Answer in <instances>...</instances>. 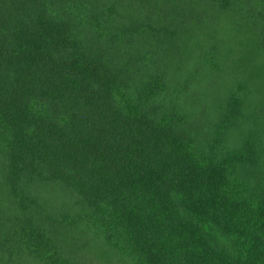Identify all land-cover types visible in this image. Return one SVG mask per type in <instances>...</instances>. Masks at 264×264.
<instances>
[{"label":"trees","instance_id":"trees-1","mask_svg":"<svg viewBox=\"0 0 264 264\" xmlns=\"http://www.w3.org/2000/svg\"><path fill=\"white\" fill-rule=\"evenodd\" d=\"M0 264H264V0H0Z\"/></svg>","mask_w":264,"mask_h":264}]
</instances>
